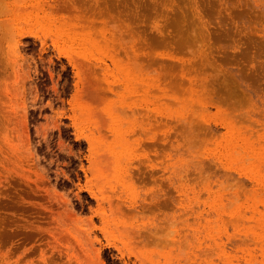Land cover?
<instances>
[{
    "label": "rangeland",
    "instance_id": "obj_1",
    "mask_svg": "<svg viewBox=\"0 0 264 264\" xmlns=\"http://www.w3.org/2000/svg\"><path fill=\"white\" fill-rule=\"evenodd\" d=\"M0 264H264V0H0Z\"/></svg>",
    "mask_w": 264,
    "mask_h": 264
},
{
    "label": "bare ground",
    "instance_id": "obj_2",
    "mask_svg": "<svg viewBox=\"0 0 264 264\" xmlns=\"http://www.w3.org/2000/svg\"><path fill=\"white\" fill-rule=\"evenodd\" d=\"M155 179V178H154ZM164 210V209H163ZM142 237V236H141Z\"/></svg>",
    "mask_w": 264,
    "mask_h": 264
}]
</instances>
